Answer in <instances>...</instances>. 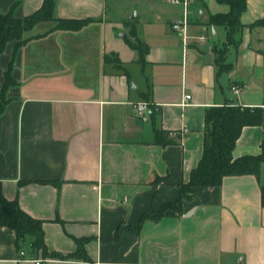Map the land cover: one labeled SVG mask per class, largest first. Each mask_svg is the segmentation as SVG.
Masks as SVG:
<instances>
[{"label": "crops", "instance_id": "0c3cea01", "mask_svg": "<svg viewBox=\"0 0 264 264\" xmlns=\"http://www.w3.org/2000/svg\"><path fill=\"white\" fill-rule=\"evenodd\" d=\"M116 1L56 0L55 18L91 22L76 31L37 24L15 54L9 43L0 55V87L12 58L16 81L0 115L3 195L43 221L48 251L73 253L76 239L89 238L84 249L93 264H264V163L257 177L228 176L219 186L199 187L179 216L145 220L131 233L144 214L179 199V184L202 155L206 110L226 103L260 109L262 124L242 129L233 156L259 152L264 27L248 26L264 18V0H246L239 43L225 55L228 72L214 64L227 31L208 24L226 6L195 0L184 45L170 28L182 16L180 7L128 0L116 16ZM42 3L0 0V12L16 4L15 17H24ZM132 26L148 47L143 62L125 42ZM113 54L121 69L105 63ZM185 95L190 99L183 105ZM142 102L151 107L138 115L133 105ZM155 130L186 132L160 146ZM23 251L20 256L14 232L0 228V264H34Z\"/></svg>", "mask_w": 264, "mask_h": 264}, {"label": "trees", "instance_id": "16d2710c", "mask_svg": "<svg viewBox=\"0 0 264 264\" xmlns=\"http://www.w3.org/2000/svg\"><path fill=\"white\" fill-rule=\"evenodd\" d=\"M217 4L226 6L228 11L211 15L208 24L211 26H222L227 35L224 47L225 55L229 46L239 43L238 33L243 29L240 16L246 9V0H215ZM56 0H43L41 7L34 13L15 17L12 5L7 13L0 12V55L9 43H14V51L26 41L24 34L31 31L37 24L54 22V30L76 31L91 22L90 19H57L54 17ZM128 24V23H127ZM264 27V18L255 21L248 26ZM126 44L138 54L139 62H143L148 47L141 42L134 31L130 28ZM214 52L216 50L214 49ZM225 55L215 57L214 64L219 72H228L231 65L226 63ZM105 63L112 64L116 69H121L118 57L113 54L105 57ZM13 58L10 60L4 72V80L0 87V115L4 112L9 100L5 97L6 91L16 84L12 77ZM205 131L203 150L201 158L189 173L188 181L179 184V199L176 202L165 203L159 210L144 214L138 226L131 233H137L141 223L145 220L158 221L163 217L179 216L182 212V202H191L199 187H216L228 176L253 175L258 176L259 169L264 163V141L260 150L255 155L233 156L237 139L244 127L259 126L262 124V112L260 109L241 107L235 104H224L206 110ZM171 133L155 130L154 143L165 146L173 144L170 139ZM261 204L264 206V187H261ZM0 228H8L14 232L15 244L20 252L26 253L29 258L57 259V260H80L86 264H93L87 255L84 244L89 238L76 239L77 249L73 253L62 254L56 251H48L44 240L43 221L36 219L26 213L19 206L16 199H6L2 193L0 183Z\"/></svg>", "mask_w": 264, "mask_h": 264}, {"label": "built area", "instance_id": "2783aa9c", "mask_svg": "<svg viewBox=\"0 0 264 264\" xmlns=\"http://www.w3.org/2000/svg\"><path fill=\"white\" fill-rule=\"evenodd\" d=\"M195 2V0H169V3L175 6H178L182 9V16L176 20H174L171 24H170V28L172 31L180 34L182 36V40L184 45H186L187 42V27H188V16H189V8L191 7V5ZM200 40H203L204 37L201 36L199 37ZM231 91L233 93H237L238 92V88H236L235 86L231 87ZM190 99L189 95H185L183 97V105L187 103V101ZM150 105L148 103L142 102V103H137L135 105H133V109L135 111L136 114L141 115L144 112L150 110ZM184 132H186L185 130H183L182 132L179 133H171L172 136L178 137L182 134H184ZM20 256H24L23 252H20ZM32 263L34 264H41V262L43 260H39V259H31L30 260Z\"/></svg>", "mask_w": 264, "mask_h": 264}, {"label": "rangeland", "instance_id": "374dc122", "mask_svg": "<svg viewBox=\"0 0 264 264\" xmlns=\"http://www.w3.org/2000/svg\"><path fill=\"white\" fill-rule=\"evenodd\" d=\"M128 2H129L128 0H117L115 2L114 9H115V15L116 16H118L119 14H121L122 12H124L127 9V7L129 6ZM223 45L224 44H220V45L215 46V50L217 52V53H215V57H220V56L225 55L226 47H224Z\"/></svg>", "mask_w": 264, "mask_h": 264}, {"label": "water", "instance_id": "95a60500", "mask_svg": "<svg viewBox=\"0 0 264 264\" xmlns=\"http://www.w3.org/2000/svg\"><path fill=\"white\" fill-rule=\"evenodd\" d=\"M121 36H122V37H126V35H125V34H121Z\"/></svg>", "mask_w": 264, "mask_h": 264}]
</instances>
